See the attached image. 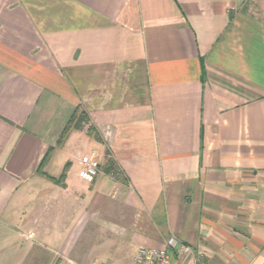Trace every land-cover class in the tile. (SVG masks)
I'll list each match as a JSON object with an SVG mask.
<instances>
[{"label": "crops", "instance_id": "crops-1", "mask_svg": "<svg viewBox=\"0 0 264 264\" xmlns=\"http://www.w3.org/2000/svg\"><path fill=\"white\" fill-rule=\"evenodd\" d=\"M78 108L93 132L62 137ZM171 237L264 264V0H0V264Z\"/></svg>", "mask_w": 264, "mask_h": 264}, {"label": "built area", "instance_id": "built-area-1", "mask_svg": "<svg viewBox=\"0 0 264 264\" xmlns=\"http://www.w3.org/2000/svg\"><path fill=\"white\" fill-rule=\"evenodd\" d=\"M82 167L79 170V176L87 181L94 182L97 174L100 171V162L98 160V154L92 150L86 153L82 158ZM181 255L184 263L192 259L195 262L200 263L202 255L196 254L194 248L180 240L177 237H171L163 249L154 248H139L133 258L132 264H177L175 257ZM98 264H121L118 262L100 261Z\"/></svg>", "mask_w": 264, "mask_h": 264}, {"label": "trees", "instance_id": "trees-1", "mask_svg": "<svg viewBox=\"0 0 264 264\" xmlns=\"http://www.w3.org/2000/svg\"><path fill=\"white\" fill-rule=\"evenodd\" d=\"M84 123H89L88 114L86 113V111L84 109L78 108L76 110V112L74 113V115L72 116V118L70 119L68 125L64 129L62 137H64L69 132V130H71L73 128L82 127ZM88 129H89L90 133L93 132V127L91 125L88 127ZM49 156H50L49 153L44 156V158L40 164V169L43 168V166L47 162ZM62 178H63V176H62Z\"/></svg>", "mask_w": 264, "mask_h": 264}, {"label": "rangeland", "instance_id": "rangeland-1", "mask_svg": "<svg viewBox=\"0 0 264 264\" xmlns=\"http://www.w3.org/2000/svg\"><path fill=\"white\" fill-rule=\"evenodd\" d=\"M84 126L88 127V126H90V124L89 123H84ZM90 151H91V149H90V146L88 144L86 145L84 142L80 143V146L78 148V154L79 155L89 153ZM94 151H96V150H94ZM128 263H129V261H124L121 264H128Z\"/></svg>", "mask_w": 264, "mask_h": 264}]
</instances>
